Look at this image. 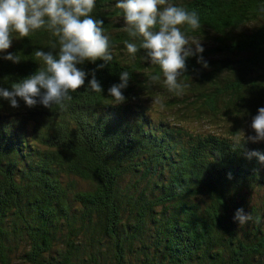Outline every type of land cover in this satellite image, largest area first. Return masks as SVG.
<instances>
[{"label": "trees", "instance_id": "1", "mask_svg": "<svg viewBox=\"0 0 264 264\" xmlns=\"http://www.w3.org/2000/svg\"><path fill=\"white\" fill-rule=\"evenodd\" d=\"M167 2L197 14L198 28L178 27L204 49L186 59L181 87L170 90L143 49L128 52L126 42L141 41L125 30L117 0H95L90 15L104 22L109 64L78 65L85 85L51 109L0 98V264L16 256L27 264H264V202L251 195L264 189V163L247 158L264 153V141L234 144L254 134L251 119L264 107V0ZM11 35L7 52L20 61L0 53L8 89L43 67L36 50L60 46L47 25ZM93 72L102 94L88 85ZM121 72L130 74L126 100L114 105L107 89ZM146 100L227 132L154 118L140 107ZM239 208L250 217L243 224L233 220Z\"/></svg>", "mask_w": 264, "mask_h": 264}, {"label": "clouds", "instance_id": "2", "mask_svg": "<svg viewBox=\"0 0 264 264\" xmlns=\"http://www.w3.org/2000/svg\"><path fill=\"white\" fill-rule=\"evenodd\" d=\"M159 5L166 7L160 11ZM94 7L95 0H0V53H6L3 59L13 63L20 61L18 55L7 52L13 32L18 33L20 38L28 37L30 31L47 25L59 38L60 45L58 51H55V45L48 51L36 50L35 55L43 60V67L13 83L11 89L0 87V98L7 100L13 108L19 107V98L29 108L42 105L51 109L55 104L70 100V91L75 92L85 85L88 73L78 65L85 61L94 63L98 59L104 62L98 68L108 65L113 59L109 52V38L103 33V20L90 15ZM116 7L123 10L128 35L141 41L139 47L126 42L128 52L135 54L143 49V59L160 66L169 89L181 87L177 77L187 72L186 59L202 53L204 49L200 41H190L178 26L188 24L193 29L198 28L197 14L169 4L167 0H117ZM157 24L159 28L154 31ZM198 63L207 67L202 56L198 57ZM129 79L128 72H121L120 82L107 89L114 105L125 102L122 90L128 86ZM151 79L155 82L159 76H152ZM88 85L95 93L102 94L104 91L94 72ZM250 127L254 134L245 135L243 132L242 136L236 137V148L248 141H264V107L258 108ZM253 156L264 163V153L255 150L247 153V158ZM249 218L242 208L237 209L233 216L238 224L245 223Z\"/></svg>", "mask_w": 264, "mask_h": 264}, {"label": "rangeland", "instance_id": "3", "mask_svg": "<svg viewBox=\"0 0 264 264\" xmlns=\"http://www.w3.org/2000/svg\"><path fill=\"white\" fill-rule=\"evenodd\" d=\"M116 7V3H115ZM159 7H166V5H159ZM202 45V43H201ZM192 47H195L193 45ZM146 107L140 106L141 108H144L145 111L149 112L151 116L154 118L161 117V115L167 116L170 120V123H176L180 126H183L185 129L191 131V132H213V133H225L227 132V129L225 127H221V122L212 121L209 118L206 119H200V120H194L193 118H182L177 115H173L171 112V115L163 111L159 105L155 104L154 101L146 100L145 102ZM134 108L140 110V108L133 106ZM171 118V119H170ZM225 128V129H224ZM252 200L253 203H258V206L262 205V202H264V189H257L253 191ZM14 264H27L26 262H23V260L19 259V257L14 258Z\"/></svg>", "mask_w": 264, "mask_h": 264}]
</instances>
